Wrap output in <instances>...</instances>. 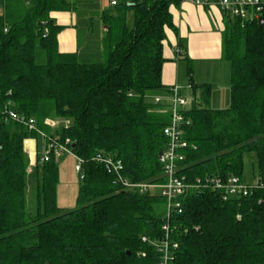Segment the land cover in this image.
Listing matches in <instances>:
<instances>
[{
    "label": "trees",
    "instance_id": "1",
    "mask_svg": "<svg viewBox=\"0 0 264 264\" xmlns=\"http://www.w3.org/2000/svg\"><path fill=\"white\" fill-rule=\"evenodd\" d=\"M180 1L138 0L105 9L104 58L84 63L77 52L60 51L64 26L51 17L53 11L75 12L74 1L1 0L0 264H160L161 253L143 237L162 239L166 222L179 244L173 264H264L263 188L228 200L212 190L193 193L182 199L181 214L166 219L165 198L126 190L115 183L113 168L94 159L102 153L121 160L123 175L132 181H164L159 153L166 147L163 129L170 116L166 101L156 104L154 96L169 92L162 82L164 41L167 28L176 30L170 6ZM261 16L264 7L258 18L244 21L224 12L223 56L231 62L227 108L210 106V84L191 82L193 93L201 95L186 111L190 146L183 150L181 172L190 181L216 175L243 179L248 153L264 180ZM6 107L34 117L46 133H52L46 119H70L53 135L69 139L83 160L75 208L57 204L56 156L42 161L38 149L36 166L28 171L25 139L41 138L2 118ZM30 179L36 182L32 209Z\"/></svg>",
    "mask_w": 264,
    "mask_h": 264
},
{
    "label": "built area",
    "instance_id": "2",
    "mask_svg": "<svg viewBox=\"0 0 264 264\" xmlns=\"http://www.w3.org/2000/svg\"><path fill=\"white\" fill-rule=\"evenodd\" d=\"M110 6H116L121 3L134 4L138 0H107ZM198 5H217L225 13L232 16L240 17L244 20L249 18H258L261 10L264 7V0H191ZM0 0V17L1 13ZM5 30L6 27H5ZM182 53V49H179ZM156 104L166 101L164 107L165 112L170 116L169 123L164 127L163 133L167 139L166 147L163 150V176L164 181H132L124 176L123 163L121 160H116L112 156H105L98 153L94 159L99 162H105L116 173L115 183L120 184L126 190H133L139 193H152L161 195L166 200L165 204V218L169 219L175 213L181 214L183 212L182 199L193 193H200L204 190H212L220 194L224 200L237 198L240 196L249 195L254 188L264 189V180L256 177V183L253 185L245 184L243 179L236 175H230L226 178L222 176H206L205 178H196L194 181L187 179L181 171L184 168L183 161L185 154L183 150L190 146L186 139V127L190 125L191 120L187 117L186 111L191 107L192 102L182 93L179 85H173L169 88L168 94H159L154 96ZM7 121H14L26 125L30 130H36L39 137L42 139V146L44 151L41 155L42 161H48L53 154L57 158L68 153L73 154L77 158L75 170L80 174V179L83 178L82 163L83 160L73 153L71 141L67 139L61 142L53 134L46 133L37 127V122L34 117H28L16 110L6 107L3 112V117ZM45 123L54 128L57 122L52 119H46ZM69 124V120L65 121V125ZM25 145L33 148L36 154L39 149V140L35 137H28L25 139ZM196 147V146H194ZM30 150V152H31ZM165 236L162 239L150 240L143 237L144 241H150L157 250L161 253L160 264H173L175 258V251L179 247L178 242L171 238V228L168 222L163 225Z\"/></svg>",
    "mask_w": 264,
    "mask_h": 264
},
{
    "label": "crops",
    "instance_id": "3",
    "mask_svg": "<svg viewBox=\"0 0 264 264\" xmlns=\"http://www.w3.org/2000/svg\"><path fill=\"white\" fill-rule=\"evenodd\" d=\"M170 11L176 30L167 28V38L164 41V56L167 60L163 65V84L168 89L179 85L182 87V93L191 102L194 99L199 100L201 95V90L193 93L191 82L198 85L210 84V106L227 108L231 100V62L223 56V35L226 28L224 12L217 5H198L191 0L172 4ZM75 12L53 11L51 17L64 26L58 34L60 51L77 52L79 55V40L75 28L77 20L73 15ZM1 13H4L2 3ZM99 17L102 20V14ZM103 35L104 32L99 38H102L101 51ZM180 48L184 50L183 53L179 52ZM186 81L188 83L184 86ZM62 157L63 161L60 159ZM76 162L77 158L73 154L59 157V207L73 208L77 202L80 178L76 170L74 171Z\"/></svg>",
    "mask_w": 264,
    "mask_h": 264
},
{
    "label": "rangeland",
    "instance_id": "4",
    "mask_svg": "<svg viewBox=\"0 0 264 264\" xmlns=\"http://www.w3.org/2000/svg\"><path fill=\"white\" fill-rule=\"evenodd\" d=\"M71 1H74L77 5V10L73 15L76 16V20H77V26L75 28L79 40L78 42L79 60L84 63H93V62L102 61L104 58V53L103 51L100 50L101 49L100 41L102 42V38L101 39L99 38L104 32V23L99 16L102 14L104 9L108 8L109 5L108 1L107 0H71ZM132 14H133L132 12L129 13V22H132L133 20ZM40 52L41 51L39 48L38 49L39 57L41 54ZM187 83H188L187 81L184 82V86H186ZM211 107L215 108V106H211ZM49 119H52L57 122L56 126L52 128V131H55L61 128L62 126H64L65 121L67 120L65 118H60V117H52ZM39 144H40L39 150L42 153L44 151V148L41 145L42 140H40ZM25 149L29 157L28 171L32 172L33 168L36 166L37 163V154L33 150H31L33 148H30L26 145H25ZM64 157L60 159L63 161ZM256 177H257L256 158L252 156L250 153H248L245 155V168L242 178L245 184L253 185L256 183ZM27 195H28L29 208L32 209L36 202V182L32 179H30L28 185ZM76 206H77V202L72 207L75 208ZM159 208L162 210V206H159Z\"/></svg>",
    "mask_w": 264,
    "mask_h": 264
},
{
    "label": "water",
    "instance_id": "5",
    "mask_svg": "<svg viewBox=\"0 0 264 264\" xmlns=\"http://www.w3.org/2000/svg\"><path fill=\"white\" fill-rule=\"evenodd\" d=\"M130 5H131V4H130ZM263 22H264V18L261 16V17L259 18V24H260V26L263 25ZM159 156H160V159H161V160L164 159V153H163V151H160Z\"/></svg>",
    "mask_w": 264,
    "mask_h": 264
}]
</instances>
